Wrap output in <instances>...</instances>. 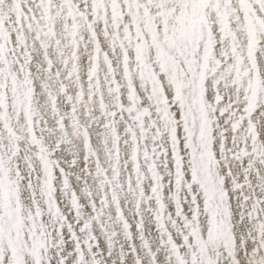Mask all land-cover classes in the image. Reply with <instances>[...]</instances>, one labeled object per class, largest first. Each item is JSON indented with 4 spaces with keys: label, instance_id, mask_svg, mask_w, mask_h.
Instances as JSON below:
<instances>
[{
    "label": "snow or ice",
    "instance_id": "1",
    "mask_svg": "<svg viewBox=\"0 0 264 264\" xmlns=\"http://www.w3.org/2000/svg\"><path fill=\"white\" fill-rule=\"evenodd\" d=\"M0 264H264V0H0Z\"/></svg>",
    "mask_w": 264,
    "mask_h": 264
}]
</instances>
